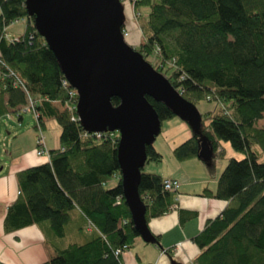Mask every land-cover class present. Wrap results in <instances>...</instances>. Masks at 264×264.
I'll return each mask as SVG.
<instances>
[{"label":"trees","instance_id":"obj_1","mask_svg":"<svg viewBox=\"0 0 264 264\" xmlns=\"http://www.w3.org/2000/svg\"><path fill=\"white\" fill-rule=\"evenodd\" d=\"M24 1L0 0V116L20 114L29 97L37 114L33 128L54 118L58 146L47 149L46 161L15 172L17 194L5 208L2 229L10 233L38 226L54 250L38 264H122L120 255L137 233L121 196L118 134L106 130L96 136L75 119L76 95L62 84L59 64ZM127 1L137 14L141 38L136 46L125 42L185 101L218 105L200 115L205 124L190 126L194 132L172 148L173 157H197L201 141L209 158L224 156L222 143L241 154L226 159L214 192H208L227 203L193 238L200 251L188 264H264V0ZM141 6L147 8L143 20ZM20 18L23 31L7 37L8 24ZM146 100L160 123L175 116L162 102ZM109 101L118 104L116 97ZM145 152L146 162L159 161L151 145ZM162 181L157 174L140 173L146 221L175 203L176 191L165 189ZM73 213L80 218L72 230L88 226L87 237L54 246L52 239L64 236ZM151 243L158 245L156 236Z\"/></svg>","mask_w":264,"mask_h":264},{"label":"water","instance_id":"obj_2","mask_svg":"<svg viewBox=\"0 0 264 264\" xmlns=\"http://www.w3.org/2000/svg\"><path fill=\"white\" fill-rule=\"evenodd\" d=\"M24 6L76 93L81 127L87 132H117L123 202L137 236L151 242L138 183L145 148L160 131V121L146 97L162 102L191 127L200 124L198 110L125 42L120 0H25ZM111 97L118 99L117 105L110 104ZM202 142L197 157L207 159L209 148Z\"/></svg>","mask_w":264,"mask_h":264},{"label":"crops","instance_id":"obj_3","mask_svg":"<svg viewBox=\"0 0 264 264\" xmlns=\"http://www.w3.org/2000/svg\"><path fill=\"white\" fill-rule=\"evenodd\" d=\"M126 28L128 30V35L126 36L127 43L136 46L141 38L138 24L137 26L135 25V28L132 27V30L128 27ZM6 36L8 37L7 32ZM12 117L14 116L11 113L1 115L0 125H8L9 129L12 128ZM174 117L170 119H174ZM14 118L16 119L14 121L18 125L22 124L20 114H17ZM172 121L174 122H168L171 128L179 127V131L173 134L172 142L165 148L168 162H162V151L152 145L153 149L160 154V159L157 162L147 161V164L145 162L142 171L144 173L157 174L162 179H177L179 185L176 189L175 203L171 205L166 213L147 220V227L150 233L157 237L158 245L144 242L138 236L135 237L131 245L120 255L122 264L190 263L200 251L193 238L203 229L205 222L217 216L227 203L225 200L209 195L216 188L217 177L222 170L221 168L224 167L222 163V160H225L223 159L224 156L212 158L220 159V162L213 161L214 164L210 175L189 177L186 172H182L180 166L176 163L178 160L173 157L171 152L175 144H178V134H182L181 137H183L188 133V130L183 124L176 122L177 120ZM44 123L45 120L43 121L42 128L45 125ZM25 127V130L19 133V135L28 137V147L25 151L16 155L14 159L12 158L8 162L0 164V171L3 170L0 172V263L2 264H38L52 255L49 246L44 243L43 233L38 226L29 225L10 233H5L2 229V218L5 208L14 200L17 194L15 172L47 160L34 154L33 146L35 145V141L33 132L35 130L33 125L28 124ZM6 133H9L7 129ZM32 144L33 146H31ZM44 146L46 149H51L45 143ZM222 146L226 149L224 143H222ZM229 154L231 156L233 152ZM110 181L115 182V178H112ZM79 218L77 213H73V223H79ZM89 229L87 226L84 232H80L84 238L87 237L86 233H88L87 230Z\"/></svg>","mask_w":264,"mask_h":264},{"label":"rangeland","instance_id":"obj_4","mask_svg":"<svg viewBox=\"0 0 264 264\" xmlns=\"http://www.w3.org/2000/svg\"><path fill=\"white\" fill-rule=\"evenodd\" d=\"M120 4L122 7V12L124 16L123 23L126 27L132 30V27L135 28V23L133 21V15H132V8L127 0H120ZM139 10L141 14L140 20H143L147 13V8L144 6H141ZM24 24H25V20L21 18L9 23L8 26L6 27L7 29L6 32H7L8 37L11 38V36L20 34L23 31ZM55 105L61 109V107L58 104H55ZM195 107L198 110L201 117H203L204 113L207 111H214L218 109V105L213 100L207 101L205 99H201L197 101L195 104ZM11 115L15 117L17 114L11 113ZM20 115L22 117V122H21L22 124L18 125L17 122L14 121L16 119L12 117L11 119V121L13 122L12 128L9 129L8 125H5V126L0 125V164L4 162H8L12 158L14 159L16 155L25 151V149L29 145L28 137H26L25 135H19V133L24 131L25 130L24 128H26L25 126H27L28 124L34 125L35 119L33 115L29 112L21 111ZM172 120H177L176 122L183 124V126H185V128H187L188 130V133L185 134L183 137H181L182 134L180 133L178 134L177 143H180L186 137L190 136L194 132V130L190 126H188L187 123L179 119L177 116L174 117V119H170V120L168 119V121L164 120L160 123V131L154 137L153 141L151 142V146L153 145L154 147H157L158 149H160V151H162L161 157L163 160L162 162L164 163L168 162L166 154H165V150H166L165 148L169 145V143L172 142L173 134H176V132L179 131L178 130L179 127L171 128V125L168 122L173 123L174 121ZM44 124H45L44 127L43 128L41 127L40 129V133L43 136L44 143L46 144L47 147L54 148L58 144L59 125L57 124L54 118L45 119ZM203 124L205 123L201 121L200 126ZM258 125H263L262 121L258 122ZM28 127L32 128L31 126H28ZM6 129L9 131L8 134L6 133ZM34 130L35 132H33V134H34V141H35L36 135L38 134V130L36 128H34ZM224 144L226 146V149L224 151L225 154L223 157V159L225 160H222L223 166L226 163V159L230 157V154H229L230 152H233V155H235L236 157L241 156L239 152L233 151L227 143H224ZM31 146H33V144ZM35 148L36 146L34 145L33 150H35ZM41 157L44 160L46 159L45 156H41ZM183 160H187V161H183ZM183 160H178L176 161V163L180 166L182 172H186L189 175V177L210 175L212 173L214 162H220L219 161L220 159L217 160V159L209 158V159L202 160V159H198L197 157H191V158H187ZM143 167H144V164H143ZM141 172L143 171L141 170ZM113 184H114L113 181L108 182L109 186ZM72 227H74L73 221L68 223L65 226V234L63 237L52 239L53 245L56 247H63L65 244L69 242H82L84 239L83 234H81L79 231L74 232L72 230ZM51 245H48V246L53 255L54 250L52 249L53 247Z\"/></svg>","mask_w":264,"mask_h":264},{"label":"built area","instance_id":"obj_5","mask_svg":"<svg viewBox=\"0 0 264 264\" xmlns=\"http://www.w3.org/2000/svg\"><path fill=\"white\" fill-rule=\"evenodd\" d=\"M130 6H131V4H130ZM131 8H132V6H131ZM132 15H133V21L135 23L136 15L137 14L133 11V9H132ZM122 35L124 37H126L128 35L127 29H122ZM9 74H12V73L10 72ZM13 82L17 83L18 81L17 80L14 81V79H13ZM62 84L65 85V86H67L68 88H70L69 85H68V83H67V81L65 80V78H63V80H62ZM70 89L71 90L68 92V94L69 95H76L74 89H72V88H70ZM27 100H28L27 106H25L22 110H23V112H29V113H31L33 115L34 119H35L37 117V114H36L35 110H33V108H32V100L29 97L27 98ZM73 108L75 109V103H74ZM75 119L78 121L77 115H76V118ZM35 128L38 130V134L36 135V138H35V146H36V148L34 150V154L36 156H45L46 159H48V151H47V149L44 146L43 136L40 133L41 127L38 124H36ZM93 133L96 134V136L99 135V132H93ZM162 185L167 190L176 191V189H177V187L179 185V181L177 179H163ZM117 253L118 252L116 250L115 251V254H117Z\"/></svg>","mask_w":264,"mask_h":264}]
</instances>
